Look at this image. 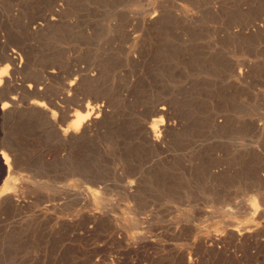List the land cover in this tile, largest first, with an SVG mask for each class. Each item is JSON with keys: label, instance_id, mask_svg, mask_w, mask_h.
Wrapping results in <instances>:
<instances>
[{"label": "rangeland", "instance_id": "1", "mask_svg": "<svg viewBox=\"0 0 264 264\" xmlns=\"http://www.w3.org/2000/svg\"><path fill=\"white\" fill-rule=\"evenodd\" d=\"M52 7L33 41L22 24ZM0 35L34 47L28 74L95 72L112 111L75 151L37 117L4 122L21 163L0 166V264H264V0H0Z\"/></svg>", "mask_w": 264, "mask_h": 264}, {"label": "bare ground", "instance_id": "2", "mask_svg": "<svg viewBox=\"0 0 264 264\" xmlns=\"http://www.w3.org/2000/svg\"><path fill=\"white\" fill-rule=\"evenodd\" d=\"M62 12L63 11L61 9L52 7V9L44 12L39 18L29 20L27 22H24L23 24L21 23L22 30L30 39L36 40L37 37L43 36L51 30L53 31L54 29L60 27V19L63 14ZM154 16L155 15L150 18H153ZM18 23H20V21ZM15 24H17V22ZM12 26L13 25H11L10 27L12 28ZM19 26L15 27L19 28ZM147 28L148 30L150 29L149 25ZM16 31L19 32V30ZM127 32L128 34H126L129 36L130 41H134L137 39V37H139L138 34H135L133 32L132 28ZM1 38L4 37H0V166L2 167V173L8 175L11 171V167L16 169L18 168V166H20L19 164L21 163H19L16 149H14V146L16 145L13 146L14 140L12 134L10 135L9 131H7L8 129L11 130V128L8 127V129H6L4 127L5 125H3L5 121L7 123V120H13L21 115H27L28 117L31 116L32 118L37 117L43 120L45 122L44 124L49 127V131L52 132L53 138H55L56 142L58 143V147L60 145L62 149H66L68 151H75L84 141L96 136L97 134H100L104 129L107 128V125L109 126L110 123L108 124V122L110 116L112 117V111H110L111 106L109 107V104L103 101V97L101 95H94L93 92L92 95L91 91H89V87L94 85V82L97 78V74L95 72H87L82 70L77 71V69L75 71L70 70L68 72H61V68L53 64L48 68L42 70L40 73L38 72L39 74L36 73L37 75H31L30 73L28 74L26 70L27 62H29V53L33 52L34 55H36V51H31L32 46H29V44L27 45L26 42H23V38V43L20 44L16 43V40L15 43H5L3 41L5 38L3 40ZM43 46H45V44H43ZM28 64H30V62ZM241 72L238 73L239 76L242 75ZM168 116V108H166L165 106H158L153 112L150 123L144 128L145 140L154 148H162L167 135L170 136L169 132L176 128V124L174 125L173 123H171ZM22 120L23 119H21V123ZM17 125L19 126V123ZM165 143H167V141ZM20 144L22 143H19V145ZM10 173H12V171ZM134 184L135 182L131 181L127 184L126 188L131 190V188H134ZM4 193L7 194L6 192ZM8 194L10 195V193ZM1 195L4 194L2 193ZM253 198H255V196ZM91 200L88 196L86 197V202L88 204L91 202ZM18 201L19 200H17V202ZM247 206L249 208L250 206L252 207L251 209H253V212L255 213V215H257V217H262V215H264V206L261 208L259 205V208L256 205L255 201H252L250 206L247 202ZM245 210L247 211V208ZM250 215H252V213ZM247 227L249 228V226ZM252 227L253 229H255L254 226ZM241 229L243 230L242 227ZM253 229L251 228V230ZM238 230L240 231L239 228L237 230L235 229V231ZM241 232L242 233H237V235L243 237V235L249 234L251 231L250 229H244ZM232 238L234 237L232 236Z\"/></svg>", "mask_w": 264, "mask_h": 264}]
</instances>
